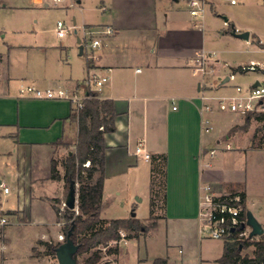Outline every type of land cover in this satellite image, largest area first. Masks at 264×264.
Instances as JSON below:
<instances>
[{"label": "crops", "instance_id": "0c3cea01", "mask_svg": "<svg viewBox=\"0 0 264 264\" xmlns=\"http://www.w3.org/2000/svg\"><path fill=\"white\" fill-rule=\"evenodd\" d=\"M14 1L0 0V16L6 18L9 12L28 6V2ZM188 1L97 0V9L106 14V21L87 19L85 26L110 25L114 32L102 36L98 60L87 58L81 67L75 66V53L68 60L66 46L34 40L19 26L10 29L8 36V29L1 26L0 36L7 40L0 49V155L15 159L11 173L24 197L18 202L16 216L26 215L20 221L37 227L28 240L27 264H49L47 259L33 256L32 248L37 241L47 240L49 231L59 235L50 199L61 196L64 187L62 179L51 177V163L58 153L55 142L61 138L74 142L78 124L71 118L70 101L24 96L20 89L26 85L71 89L92 70L109 76L102 99L113 100L117 113L116 129L105 134L102 217L110 183L118 186L140 161L151 162L135 153L138 141H145L151 157L167 155L164 213L146 237L140 236L145 241L155 239L158 252H152L147 243L140 264H153L156 258L168 264H223L218 260L225 239L212 238L199 217L200 187L205 183L221 196L243 193L247 209L264 228V181L257 180L251 163L264 150L263 114L215 109L208 113L214 129L203 132L199 113L202 92H234L236 77L225 81L232 71L225 70L227 62L219 63L222 44L243 39L234 31L228 33L225 22L229 18L221 21L215 0H205L210 12L201 16L190 13ZM33 2L48 5L45 0ZM234 30L241 32L242 28ZM201 49L217 52L215 72L207 81L194 74L189 63ZM249 61L264 75V66L255 59ZM212 149L215 153L211 155ZM0 175L5 176L3 170ZM2 183L5 185L0 177L3 188ZM139 219L148 226L150 217ZM6 234L5 229L2 248L8 245ZM3 259L0 264H6L7 256Z\"/></svg>", "mask_w": 264, "mask_h": 264}, {"label": "rangeland", "instance_id": "374dc122", "mask_svg": "<svg viewBox=\"0 0 264 264\" xmlns=\"http://www.w3.org/2000/svg\"><path fill=\"white\" fill-rule=\"evenodd\" d=\"M33 1L34 0H15L14 2H19V4L28 2L26 3L28 5L27 8L13 10L9 12L6 18L0 16V29L1 26H5L8 29V36H10V29L19 26L26 32L28 37L34 40H39L48 45L66 46L65 52L68 60H70L73 53H75L77 59L75 66L83 65L84 61L89 58V54L91 53L90 46L86 45V42L90 41L89 37L85 35V28L87 27L85 26L86 20L96 19L104 22L107 18L104 12L97 9V0H81V2L78 0H61L59 3H55L53 0H45L48 5L36 4ZM215 1L219 6L218 10L220 13L218 16L221 21L225 20V17L229 18L227 23L228 26H225L229 34L233 35L234 27L242 28L241 32H250L249 41L243 38V40L233 38L234 40L222 44L226 49L223 48L224 53L221 54L222 57L219 63L227 62L228 65L225 67V70L228 73L231 71L236 72V80L233 81V83L241 84L242 86H250L257 78L264 82V75L259 71L258 67L257 70L247 71H241L240 68L238 69L239 64H249V59L251 58L255 59L258 65L264 66V47L260 46H264V0H235L234 3H232L231 0ZM59 20L64 21L66 26L71 27L70 31L64 37H59L56 31V25ZM232 22L235 24L234 26H232ZM221 32L224 33L225 29H222ZM237 33L239 32L237 31ZM78 38L81 39V42L78 41ZM3 40H7V38L5 39L0 36V49L3 46ZM261 41L262 44L259 45ZM81 45L84 47L83 54H79ZM252 114L257 115L258 112H253ZM213 121L212 119V122ZM263 125L262 131L264 133ZM77 138L78 135L74 139V142L66 143L65 140H63L66 144L56 145L58 153L54 159L58 160V165L60 169H62V171L60 170L62 174L64 173L62 160L68 154L76 151ZM14 161V157L7 159L0 155V172L3 170L5 173L4 177L1 175L0 177L3 178L5 185L10 189L9 193H4L3 188L0 187V216H5L8 219L7 224L0 225V243L2 242L1 240L6 229V243L8 244L7 248H2L0 246V263L4 262L3 255H5L7 256V260H5L6 264H27L28 240L31 236L35 235L37 227L36 224L20 221V219L25 220L26 215L22 216L20 219L18 217L19 215L16 216L20 208V206H17L18 202L24 200V197L22 192H18L17 182L11 173ZM251 163L255 166L252 168L255 171V177L258 178L257 180L264 181V150L257 155L255 160L251 158ZM151 168L152 162L140 161L139 166L133 168L129 175H126L118 186H115L118 183H114L113 181L110 183L112 187L108 190L103 209V217L107 219L130 218L134 212L137 214V218L150 217ZM62 182L64 188L61 196L58 195L50 199L56 211L59 230V235H53V232L49 231V235L45 241L50 243H62L66 239L64 227L66 224V217L70 215V213L67 211V206H65L64 202L68 199L69 189L66 188L63 179ZM76 185L78 193V183ZM147 194H150V196H147ZM13 207L16 208H14V210H8ZM163 213L162 202H160V207L156 209L153 218L148 219L149 221H147L148 226L146 229L139 233L124 229L123 231L121 230V234L122 232L124 233V240L118 242L111 241L108 246L100 244L99 247L102 249L101 261H107L110 264H140V258L146 255L147 243H151L152 252H158V246L154 244L155 239L149 240V242L148 238L145 241L144 238L140 239V236L146 237L147 231L151 225L154 221L161 218ZM128 234L135 236L129 237L127 236ZM258 238L259 236H254L251 239ZM40 241L43 240L37 241L32 248L33 256L37 257L39 260L47 259L49 264H58L57 257L48 254L46 246ZM116 245H118L119 248L117 253H109L107 251L109 247H115ZM253 249V246H249L243 250V254H252ZM89 254L90 253L79 255L77 257L78 261L83 262Z\"/></svg>", "mask_w": 264, "mask_h": 264}, {"label": "trees", "instance_id": "16d2710c", "mask_svg": "<svg viewBox=\"0 0 264 264\" xmlns=\"http://www.w3.org/2000/svg\"><path fill=\"white\" fill-rule=\"evenodd\" d=\"M260 44L262 42H259ZM248 114L252 115V113ZM71 118L78 124L76 151L62 160L63 174L58 168V160L53 159L51 163V177L63 179L69 191L72 185L76 187L78 183L79 212L67 206L66 209L70 215L66 217L64 233L66 236L70 233L71 239L78 245L76 258L81 254L90 253L83 262H79L77 258L78 264H110L107 261H101L100 244L108 246L111 241H120L122 229L139 233L147 228V225L136 216L113 219L101 217L107 149L105 134L116 129L117 113L114 102L110 99H89L78 112L72 111ZM55 144L66 143L61 138ZM87 161L90 162L89 165H85ZM151 162L150 218H153L156 209L160 207V202H162V207H165L167 155L165 153L153 155ZM96 174H98L97 177H95ZM238 203L241 206V218H245L248 209L243 193L240 194ZM127 236L135 235L128 234ZM251 238L239 237L235 231L225 239L224 251L218 261L223 264H264V233L258 239ZM40 242L46 246L48 254L56 256V249L60 242ZM249 246L254 247L252 254H243V250ZM107 251L117 253L118 245L109 247ZM153 264L168 263L163 258H156Z\"/></svg>", "mask_w": 264, "mask_h": 264}, {"label": "built area", "instance_id": "2783aa9c", "mask_svg": "<svg viewBox=\"0 0 264 264\" xmlns=\"http://www.w3.org/2000/svg\"><path fill=\"white\" fill-rule=\"evenodd\" d=\"M53 1L59 3L61 0ZM231 1L232 3L235 2V0ZM188 2L190 13L194 16H201L210 12L205 0H189ZM225 23L227 24L228 21L226 20ZM70 29L71 27L66 26L64 21L59 20L57 22L56 31L58 36H65ZM113 32L114 28L110 25L85 28V35L90 39L89 42H86V45H89L91 48L90 59L98 60L99 55L97 50L102 46V36L110 35ZM216 61V51L201 49L190 58L189 63L193 73L200 75L204 81H207L215 72ZM240 69L241 71L257 70V64L242 65ZM228 77V80H234L236 72L232 71ZM108 80L109 76L107 74L92 70L86 78L77 82L71 89L55 87L39 88L33 85H26L21 87L20 92L24 96H32L38 99H66L72 104L73 110L78 112L86 104L87 100L92 98L102 99V91ZM258 82V85L250 86L235 84L233 93L212 94L208 93V91L202 92L200 95L201 104L199 105L202 131L210 132L214 129L208 113L215 109L243 114L258 112L264 116V82L261 80ZM135 153L143 156L146 160L151 158L150 153L146 150L144 140L138 141ZM210 153L211 155L214 154L215 150L212 149ZM88 164H90L89 161L85 163V165ZM2 186L5 193L9 192L8 186L4 184ZM199 195V217L207 224V231L212 238L226 239L235 231L239 237H251V227L247 224V216L241 218V206L238 203L240 195H218L213 186L208 183L201 185ZM64 204L67 206L66 202ZM75 211L79 212L78 206ZM7 222L8 219L5 216H0V225H5Z\"/></svg>", "mask_w": 264, "mask_h": 264}, {"label": "water", "instance_id": "95a60500", "mask_svg": "<svg viewBox=\"0 0 264 264\" xmlns=\"http://www.w3.org/2000/svg\"><path fill=\"white\" fill-rule=\"evenodd\" d=\"M234 34H236L238 37L243 39H249L250 32L244 31L237 33L234 31ZM79 42H81V39H79ZM83 45L80 46L81 53L83 52ZM229 77L225 79V81L228 80ZM259 82L257 81L254 85H258ZM66 204L71 209H76L78 206V193H77V187L74 185L71 186V189L68 194V199L66 201ZM135 214L133 213V216ZM247 224L251 227L250 236H260L264 233V228L262 224L258 221V219L255 217V215L251 211H247ZM244 226V225H243ZM78 251V245L71 239L70 233L66 236V239L60 243V245L56 249V257L59 262V264H78L77 258L75 257V254Z\"/></svg>", "mask_w": 264, "mask_h": 264}]
</instances>
